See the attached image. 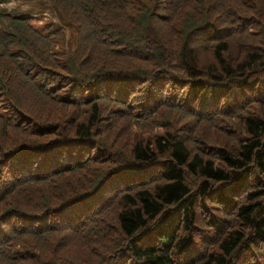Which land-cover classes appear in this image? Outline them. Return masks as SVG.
Here are the masks:
<instances>
[{
    "label": "trees",
    "instance_id": "trees-1",
    "mask_svg": "<svg viewBox=\"0 0 264 264\" xmlns=\"http://www.w3.org/2000/svg\"><path fill=\"white\" fill-rule=\"evenodd\" d=\"M0 264H264V0H0Z\"/></svg>",
    "mask_w": 264,
    "mask_h": 264
},
{
    "label": "rangeland",
    "instance_id": "rangeland-1",
    "mask_svg": "<svg viewBox=\"0 0 264 264\" xmlns=\"http://www.w3.org/2000/svg\"><path fill=\"white\" fill-rule=\"evenodd\" d=\"M18 1H22V0H18ZM13 4H12V2H10L9 4H8V6L9 7H11ZM19 16H21V17H23V18H31V17H33L34 16V14L33 13H25V12H21V13H19ZM46 21V24H55V25H57V26H59L60 25V23H59V21L56 19V18H54V17H52V15H51V13H50V6H48V11L47 12H43L42 13V17H41V19L38 21V23L39 24H42L43 22H45ZM53 29H56V26H53L52 27ZM67 36H68V34L66 33L65 34V39L67 38ZM58 45L56 44L55 45V47H57Z\"/></svg>",
    "mask_w": 264,
    "mask_h": 264
}]
</instances>
